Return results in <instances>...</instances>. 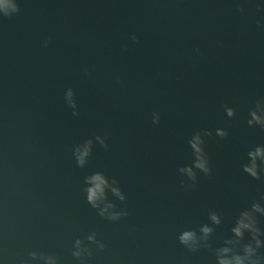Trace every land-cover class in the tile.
<instances>
[{
  "label": "water",
  "instance_id": "1",
  "mask_svg": "<svg viewBox=\"0 0 264 264\" xmlns=\"http://www.w3.org/2000/svg\"><path fill=\"white\" fill-rule=\"evenodd\" d=\"M19 2L0 18V264H43L32 251L58 264H216L213 249L239 211L264 195V176L240 167L264 144V129L246 123L264 98V0H239L243 11L235 0ZM68 87L78 116L64 102ZM203 128L213 133L204 144L212 175L185 190L177 169L191 163L187 141ZM105 132L108 147L93 140L78 167L73 146ZM95 171L119 182L126 199L107 198L126 216L106 220L86 202L83 177ZM209 210L222 222L210 247L190 252L177 234L211 223ZM77 237L91 255H72Z\"/></svg>",
  "mask_w": 264,
  "mask_h": 264
},
{
  "label": "clouds",
  "instance_id": "2",
  "mask_svg": "<svg viewBox=\"0 0 264 264\" xmlns=\"http://www.w3.org/2000/svg\"><path fill=\"white\" fill-rule=\"evenodd\" d=\"M235 4L237 11L244 10L239 0H235ZM259 8L260 6L257 5L258 10ZM19 12V0H0V18L10 19ZM49 39L48 37L44 38L42 46L47 47ZM129 39L133 43L138 42L135 33H131ZM123 47H126V45H123ZM195 51L198 52L199 49H195ZM83 73L84 75H90L87 68L83 69ZM114 79L120 82V74H114ZM64 102L72 110V115H79L75 93L71 87L66 88L64 91ZM223 109L227 117L231 118L235 115L234 108L227 104L223 105ZM151 119L153 124H158L160 120L159 112L153 110ZM246 123L250 127L258 125L261 129H264V98H259L254 102L253 107L249 109ZM107 135V132L103 136L97 134L73 146L72 157L78 167H85L92 153L93 140L102 147H108L106 143ZM212 135V131L207 128L198 129L193 131L187 141L192 155L191 163L181 165L177 169L178 173L184 177L180 180V184L185 190H191L196 187L198 173L209 177L212 175L209 157L204 148L205 138ZM215 135L224 138L228 133L226 129L217 127ZM246 157V161L240 165L241 170L253 179H260L261 176H264V144H257L253 148L248 149ZM82 191L86 202L102 218L117 221L128 214L126 210H115V204L107 198L110 192L120 201L126 199L119 182L114 177H108L100 171L91 172L83 177ZM257 214L264 216V195L260 197L259 201L254 199L248 207L239 211L230 228L232 235L227 237L221 246L213 249L216 264H264V255H261L258 251L264 247V239H262L264 230L258 225ZM208 220L211 223L200 224L195 229L185 228L180 230L177 234L179 243L190 252L210 247L208 241L210 235L214 232L213 225L221 224L222 214L216 210H209ZM245 233H247V240H245ZM86 240L95 244L98 249L105 247L104 243L97 239L95 232L87 234ZM91 254L92 250L79 237L73 241L72 255L74 257L81 258L84 255ZM28 255L34 260L43 261V264H58V257L54 253L45 254L44 252L32 251ZM22 264H32V261H24Z\"/></svg>",
  "mask_w": 264,
  "mask_h": 264
}]
</instances>
